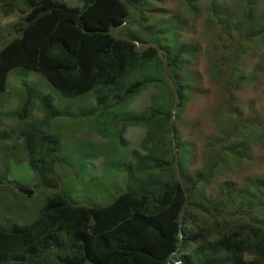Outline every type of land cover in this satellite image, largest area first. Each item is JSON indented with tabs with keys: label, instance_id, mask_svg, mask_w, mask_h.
I'll return each mask as SVG.
<instances>
[{
	"label": "trees",
	"instance_id": "1",
	"mask_svg": "<svg viewBox=\"0 0 264 264\" xmlns=\"http://www.w3.org/2000/svg\"><path fill=\"white\" fill-rule=\"evenodd\" d=\"M126 1L140 13L137 21L126 22L135 12L122 0H85L81 10L61 0H0L4 16L15 11L23 15L13 26L17 35L0 49V96L6 92L7 74L22 69L41 76L62 100L83 99L79 113H69L61 111L48 95L39 94L40 87L34 84L23 82L26 96L15 95L20 99L12 114L16 120L26 118L30 103L36 100L44 115L42 125H48L41 129L31 124L17 138L22 141L18 156L25 155L38 186L48 185L51 192L36 213H27L25 222L9 227L0 222V264H264V179L218 180L221 172L245 166L253 147L264 142V116L248 123L241 119L240 108H230L227 98L222 111L210 114L213 133L201 141L204 116H189L195 101L203 102L212 88L226 96L237 83L243 84L242 80L232 81V74L238 71L236 59H220L219 66L215 61L214 72L207 73L215 82L200 77L203 84L198 88L190 68H197L202 57L211 55L200 51L196 43L190 48L177 46V50L176 43L171 46L173 40L169 47L163 46L164 32L171 25L158 19L159 11H165L155 5L164 0ZM180 1L184 14H176L178 26L202 17V29L208 32L206 26L217 27L221 22L212 19V13L224 14V9L232 11L237 6L256 32L240 44L251 43L253 36H262L264 42V19L254 13L257 0H232L234 6L229 8L217 7L219 0H208L207 13L197 0ZM123 23L118 35L156 43L165 52L168 75L179 97L171 128L174 95L164 78L161 58L154 47L139 54L132 43L115 39L113 30ZM139 24L143 33L137 37L131 29ZM219 35L211 33L213 46L222 50L225 39ZM240 44L232 51L240 50ZM138 65L139 74L134 71ZM143 97L144 106L134 107L136 99ZM57 119L70 121L73 130L83 132L78 127L89 126L103 136L105 155H113L116 149L120 152L111 156V162H120L111 174H126V190L107 205H79L68 195L73 196L72 192L52 190L51 184L57 185L55 189L59 184L56 168L72 169L63 156L78 154L87 162L97 150L72 141L62 148L60 138L50 130ZM128 128L143 131L139 151L125 145ZM62 132L69 133L65 128ZM172 133L183 187L177 182ZM11 138L12 132H0V152ZM3 154L0 163L13 172L19 169L15 154L12 158ZM128 156L134 161L132 166L124 162ZM11 182L8 171L0 173V187L5 190ZM185 193L187 204L180 226ZM13 196L27 200L18 192Z\"/></svg>",
	"mask_w": 264,
	"mask_h": 264
},
{
	"label": "rangeland",
	"instance_id": "2",
	"mask_svg": "<svg viewBox=\"0 0 264 264\" xmlns=\"http://www.w3.org/2000/svg\"><path fill=\"white\" fill-rule=\"evenodd\" d=\"M84 1L85 0H61V2L65 3L68 7H78L80 9H82L81 3ZM175 1L166 0L162 4L156 3L155 5L158 10L165 11L163 13L159 11L160 14L158 15V19L161 20L163 24H166L165 22H167L171 25V27L169 26L168 30H165L162 43L163 46L169 47V41L171 40H173L171 46H175L176 42L181 44L183 40H187L185 42L186 48H190L193 43H196L198 44L200 51L203 50L208 55H211L210 57H202L199 60V66L197 68H190V71H193V74L197 77V87L199 88L200 84L202 83L198 80L200 77L205 81H209V83L215 82V79L211 80L207 73L214 72L215 61L219 66L220 59L231 61L233 58H235L236 60L234 64L236 65V69H238V71L232 74V81H243V84L237 83V88L233 89V93L230 92L226 96L219 92L218 89L214 90L212 88L211 95L207 98H203V102L195 101V104L190 109L189 116L194 117L197 115H202L205 119V122L201 121L202 124H204V134L202 135V138L199 139V141L213 133L210 114L219 113L220 110L222 111L223 107L226 106L225 100L227 98H229V101L231 102V109L236 106L241 109V119H245L248 123L252 122L253 120L261 121L262 117L264 116L263 37L253 36L251 43L240 44L244 36L253 34L254 29L251 25V21L249 19L246 20L243 17L240 11H238L237 6L232 9L231 12V14L234 16L228 18L227 20H223L222 24L219 23L217 24V27L212 28L211 26H206L208 28V32H204L202 29V24L205 21V18L202 17L196 20L193 24L178 26L176 14L182 13L183 16L184 10L181 7V1H177L178 3ZM261 2L263 3L261 4ZM207 3L208 0H197L198 7L206 13L207 7L210 5ZM257 3V10L254 13L264 19V0H257ZM216 6L229 8L230 6L234 5L232 4V0H219ZM225 11L226 9H224V12ZM147 15L154 16L153 14ZM221 15L222 14L218 15L212 13V19L223 18L224 16ZM252 18L253 16H251V20H253ZM22 19L23 15L17 11L13 12L9 16H4L0 8V49L3 48V46L9 42L12 37L17 35L16 32H14L13 26H15ZM206 22L210 24L209 20H206ZM241 26H247L248 28L239 30ZM212 32L216 33L217 38L220 36L219 34L222 35V38L225 39V49L220 50L219 46L218 48L213 46L215 43L212 41ZM142 33L143 28L141 27V24L131 29V34H135L137 37L138 34L141 35ZM239 44L240 50L232 51L233 47L238 46ZM134 71L139 74V65L134 69ZM24 72L25 71L22 69L10 71L7 74L6 79V92L0 96V132H12V138L8 141L5 150L3 149V152H5L6 155H9L11 158V154H15V161L13 159L10 160V162L14 161L15 164H19V169L15 168L16 171L13 172L11 171L10 166L5 167L3 163H0V173L8 171L9 180L13 181L9 184H6L8 187L5 188V190L4 187H0V190H4L2 193L0 192V222L3 223V227H9L14 223L25 222L28 217L27 213H36V211L40 208L44 198L49 194V192H51L48 185L47 187L38 186L39 180L37 176L34 173L32 174L25 164V155H23V158L22 156H18L22 149L21 138H17V136L20 134V131H26L28 129L27 127H32V125L41 127V129H46L48 126H46L45 122L42 125L44 115L40 110L39 103L36 100H32L33 102L30 103L28 108V116L26 118H23L22 120H16L15 116L12 115L20 105L18 103L20 102V99H17V96L15 95L19 92L20 95L26 96L25 89L21 84L23 82H28L30 84H34L36 88L40 87V90H38L39 94L48 95L53 101L54 105H56L61 111L65 110L69 113H71V111L74 113H79V110L83 107V99H81V101L78 100L73 102L62 100L60 97H58V93H56L41 76L34 73ZM202 90L206 91L207 88H202ZM8 92H10V95H7ZM190 93L194 94L193 91ZM145 103L146 98H138L136 99L133 106L139 108L144 106ZM219 118L221 117L219 116ZM72 127L74 126L68 120L61 122L58 120V122L50 126V130L60 138L62 148H68L66 147V143L72 141L75 142V144L80 145L82 148L95 147L97 150L89 155L86 159L89 168L86 167L87 162H85L84 157L80 158L78 157V154L72 153V156H63L65 160L67 158L71 163L72 166L68 167H71L72 169L63 168L62 166H58L56 168V181H58L59 184L57 189H55L57 186L55 183L51 184L52 190H62L67 194L72 192L73 196L70 194L68 195L79 205L88 207L105 206L110 203L112 199L126 190V174H111V171H116L118 168L117 166L120 164L118 160L111 162V156H115L120 152L116 149L113 155H105L104 144L106 139L103 136L97 134L94 130L89 129V126L83 127L82 125L78 127L79 129L83 128V132L73 130L71 129ZM62 128H65L69 133L64 134L62 132ZM142 136V129H126L124 131V137L127 141L125 144L126 147L131 151H139V142ZM16 139L17 141H15ZM13 145L15 147L14 149H11V146ZM3 152H0V155H2ZM251 155V158L247 161L245 166H242L241 169H237L235 171L221 172L218 180L232 179L237 183H241L244 177L249 176L264 179V142L254 146ZM18 158H21L23 163ZM124 162L126 164H130L131 166L134 164V161L131 160L130 156L125 158ZM81 163H83L82 167H80L82 165ZM21 178H25L26 181L19 180ZM72 179L74 180L73 182H71ZM82 180L86 183V185L82 183ZM19 183L21 186L17 185ZM17 187H23L28 190H32L33 194L27 200L13 196L14 193L17 192Z\"/></svg>",
	"mask_w": 264,
	"mask_h": 264
},
{
	"label": "water",
	"instance_id": "3",
	"mask_svg": "<svg viewBox=\"0 0 264 264\" xmlns=\"http://www.w3.org/2000/svg\"><path fill=\"white\" fill-rule=\"evenodd\" d=\"M124 2V4L129 7L130 9H132V11H136L134 8H132L126 0H122ZM136 16H135V19L137 20L138 19V12L136 11L135 12ZM132 19H130L128 22H131ZM123 25V24H122ZM121 29V26H118L116 27L114 30H113V37L115 39H122V40H126V41H129V42H132L134 43V50L136 53H142L146 48H149V47H154L156 48V50L158 51V54L159 56L161 57V60H162V63H163V68H164V77L168 83V85L170 86L171 90H172V93L174 95V100H173V103H172V111H171V118L169 120V127L171 128L172 125H173V121H174V116H175V112H176V109H177V104L179 102V97H178V93H177V90L175 88V85L173 83V81L169 78L168 74H167V68H166V59L163 55V51L161 49H159L157 47V45L155 43H152V42H149V43H143V44H138L137 42H134L126 37H120L117 35L118 31ZM171 141H172V153L174 154V157H175V168H176V175H177V182L183 187V182H182V179H181V176H180V170H179V164L177 162V154H176V146H175V141H174V134L172 133L171 135ZM18 191L22 194H24L26 197H30L32 192L30 190H27V189H23V188H19ZM186 204H187V194L185 193V201H184V204H183V207H182V210L180 212V215H179V225L181 226L182 225V221H183V215H184V209L186 207ZM181 233L179 232V246L181 244ZM171 256L168 258V260H171ZM172 264H183L182 262H174Z\"/></svg>",
	"mask_w": 264,
	"mask_h": 264
},
{
	"label": "clouds",
	"instance_id": "4",
	"mask_svg": "<svg viewBox=\"0 0 264 264\" xmlns=\"http://www.w3.org/2000/svg\"><path fill=\"white\" fill-rule=\"evenodd\" d=\"M166 0H164V1H160L161 3H163V2H165ZM175 1V0H174ZM176 2V1H175ZM124 3V2H123ZM128 3V2H127ZM178 3V2H177ZM65 4V3H64ZM82 4V6H81V8H83V6H84V2H82L81 3ZM129 4V3H128ZM66 5V4H65ZM130 5V4H129ZM131 6V5H130ZM132 7V6H131ZM72 8V7H71ZM74 9H78V10H81L80 8H78V7H73ZM129 8V7H128ZM133 8V7H132ZM130 9V8H129ZM135 9V8H134ZM132 10V9H131ZM136 10V9H135ZM137 11V10H136ZM136 11H134V12H136ZM138 12V11H137ZM231 12L232 11H229V10H227L226 9V11L224 12V14H222L221 16H224L223 18H219V19H221V22H220V24H222L223 22V20H227L228 19V17H232V16H234V15H232L231 14ZM138 14H139V16H140V13L138 12ZM135 16H136V14H135ZM135 16L133 17V18H131L132 19V21H133V19H135ZM139 16H138V19H139ZM137 19V20H138ZM130 19H127L126 20V22H128ZM136 20V19H135ZM136 20V21H137ZM132 21L131 22H128V23H132ZM125 25V23H123V25L121 24L120 26H121V28L123 27ZM245 28H248L247 26H241L240 28H239V30H243V29H245ZM115 29V28H114ZM117 35H118V33H117ZM252 35H256V32H255V30H253V34ZM118 36H120V37H126V36H121V35H118ZM248 36V35H247ZM245 37V36H244ZM126 38H128V39H130L129 37H126ZM130 40H132V41H134V42H137L138 44H143V43H141V42H139V41H137V39H134V38H131ZM187 40H183L182 41V43L180 44L179 42H176V46H175V49H176V47L177 46H183V47H185V42H186ZM129 42V41H128ZM129 43H132V42H129ZM144 43H149V42H144ZM153 43V42H152ZM133 45H134V43H132ZM156 44V43H155ZM157 45V44H156ZM157 47L159 48V49H161V47H159L158 45H157ZM150 48V47H149ZM147 49V48H146ZM156 49V48H155ZM186 49V48H185ZM185 49H181L182 51H184ZM162 50V49H161ZM177 50V49H176ZM163 51V50H162ZM158 52V51H157ZM163 55H164V57H165V52L163 51ZM161 58V57H160ZM165 59H166V57H165ZM162 61V60H161ZM162 66H163V63H162ZM166 68H167V59H166ZM163 71H164V68H163ZM167 74H168V68H167ZM163 75H164V72H163ZM169 76V75H168ZM165 78V77H164ZM170 78V77H169ZM171 79V78H170ZM172 80V79H171ZM173 81V80H172ZM174 83V82H173ZM175 85V84H174ZM19 188H23V187H19ZM18 187H17V192L18 193H20L19 191H18V189H19ZM23 189H26V188H23ZM28 190V189H27ZM31 192H32V194H33V191L32 190H30ZM20 194H22V193H20ZM31 194V195H32ZM22 195H24V194H22ZM25 196V195H24ZM29 197H27V199H28ZM41 206H42V204H41ZM40 206V207H41ZM89 207H94V206H89ZM96 207H99V206H96ZM40 209V208H39ZM38 209V210H39ZM37 210V211H38ZM36 211V212H37Z\"/></svg>",
	"mask_w": 264,
	"mask_h": 264
}]
</instances>
